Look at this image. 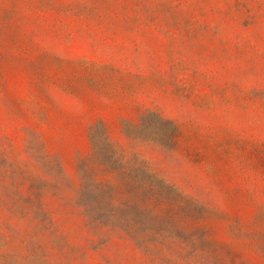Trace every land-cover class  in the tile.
Here are the masks:
<instances>
[{
	"label": "rangeland",
	"instance_id": "1",
	"mask_svg": "<svg viewBox=\"0 0 264 264\" xmlns=\"http://www.w3.org/2000/svg\"><path fill=\"white\" fill-rule=\"evenodd\" d=\"M99 119L172 185L155 226L85 215ZM0 264H264V0H0Z\"/></svg>",
	"mask_w": 264,
	"mask_h": 264
},
{
	"label": "trees",
	"instance_id": "2",
	"mask_svg": "<svg viewBox=\"0 0 264 264\" xmlns=\"http://www.w3.org/2000/svg\"><path fill=\"white\" fill-rule=\"evenodd\" d=\"M147 117H151L154 125L165 129V133L155 130L147 135L143 131L150 125ZM176 132L172 120L154 111L142 114L138 125L124 126L128 139L151 138L167 146L172 145ZM90 138L92 150L78 163L79 201L89 221L95 225L121 227L129 232V218L133 219L134 225L138 224V228L155 226L161 217L155 208L160 198H171L172 185L148 169L136 154L126 157L124 149L112 140L101 119L90 127ZM136 232L132 234L135 236Z\"/></svg>",
	"mask_w": 264,
	"mask_h": 264
}]
</instances>
